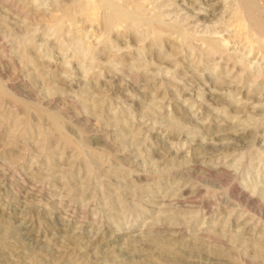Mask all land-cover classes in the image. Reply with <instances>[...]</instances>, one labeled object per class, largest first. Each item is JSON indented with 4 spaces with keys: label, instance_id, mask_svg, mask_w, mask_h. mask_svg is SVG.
Listing matches in <instances>:
<instances>
[{
    "label": "rangeland",
    "instance_id": "374dc122",
    "mask_svg": "<svg viewBox=\"0 0 264 264\" xmlns=\"http://www.w3.org/2000/svg\"><path fill=\"white\" fill-rule=\"evenodd\" d=\"M70 1L0 0V264H264V63L230 0L210 24L137 0L228 27L211 57L144 24L93 48L96 22L41 16Z\"/></svg>",
    "mask_w": 264,
    "mask_h": 264
},
{
    "label": "bare ground",
    "instance_id": "6f19581e",
    "mask_svg": "<svg viewBox=\"0 0 264 264\" xmlns=\"http://www.w3.org/2000/svg\"><path fill=\"white\" fill-rule=\"evenodd\" d=\"M196 1L198 2L197 5H194L193 3H189L190 1L188 3H184L185 2L184 1V2H179L176 4L174 1V2H172V5L174 4L175 8H179L181 10H186V16H185V18H183L185 20H191V21L193 20V21H195V23L196 22L206 23L207 21L209 22V24L214 23V21H212V19L216 18V16L219 14L217 9L223 7L222 3H221L222 1H219V0H195V2ZM144 2H145V0H144ZM144 2L140 3L137 0H72L68 4L64 3L65 5H63L64 7L62 9L58 8L59 10L58 11L55 10L56 12L52 11L49 14H42L41 16L47 22H49L50 24L55 26L54 28H57L59 33L61 31V28H63V26L64 27L67 26L66 24H65L66 26L63 25V21L67 20L69 22V25L73 26V25H75L77 15L84 17L87 21L96 22L100 26V29H101L100 30L101 31V38H100L101 40L98 39V41H96L95 44L93 43L94 44L93 48L94 47L96 48L98 45H100L99 43L102 44V47H107L108 46V40L110 37H112L111 34H113L114 33L113 31H115L114 29L118 28V27H124V29L122 28L123 29L122 32H120L116 29V32L118 31L117 33L120 32V35H123L124 37L128 38L129 41L130 40H136L139 42V39H138L139 37H137V35L133 36L129 33V32H131V30L135 29L133 24H135V25L136 24H138V25L144 24L146 26V30H145L146 34L148 32H151V34L153 32L155 34L159 31H161V32L163 31V33L166 32V34L168 36L176 33L178 38L180 36L182 37V39L181 38L180 39L183 40L185 42V44L188 43V44L195 45L194 42H196L197 44H198V42H200L201 44L204 45L203 52L205 54H208L210 57L214 56L216 54L222 55L223 53H225V49H224V46L222 43H226L228 45V43H230L232 41V40H230V38H232V36H230V38L227 39L226 36L222 35L224 30L229 31L228 27L227 28H225V27L221 28V30H219V31L214 30L215 31L214 33H220V36H215L216 34L214 36L213 35L212 36H200V35L196 36L195 33H191V34L187 33L188 35H185V34L183 35L182 34L183 29H185V28H183L182 26L181 27L183 29L182 28L180 29L178 25H175V26L172 25L169 27H165L163 25H160L159 20H161L160 18L164 14V12L157 11L153 14V16L151 15V18H150L147 15L148 9L145 8L146 3L144 5ZM229 3L230 4L228 7L234 6V9H233V7H231V9H233L232 19H234L233 22H235V24H234L235 27H238V29H239L238 32H241L240 30H243V33H244L243 35H244V38L246 39V42L244 44L248 43L249 44L248 46H252V47L254 46L253 49H255V48L257 49V53L258 54L260 53L262 62L264 63V0H230ZM202 4H205L206 7H202ZM225 4H228V2ZM155 8H156V6L152 7V10H154ZM226 11H227V9H226ZM146 15H147V17H146ZM84 23H86V22H84ZM227 23H225V26ZM52 25H50V26H52ZM169 25H171V24H169ZM230 25L232 26V23ZM230 25H229V27H230ZM94 26H96V25H94ZM232 30H233V28H232ZM234 30L236 31V28ZM125 32H127V33H125ZM161 32H159V33H161ZM76 33H78V31ZM117 33H116V35H117ZM234 34L235 33H233V35ZM140 35H142V34H140ZM157 35L155 34L154 37H157ZM243 35H241V36H243ZM72 36H74V35H72ZM150 36L152 37V35H150ZM81 37H82V35H81ZM120 37H122V36H120ZM71 39H72V37H71ZM110 39H112V38H110ZM119 39H121V38H119ZM119 39L116 37L115 40L120 42ZM161 40L163 42L164 40H166V38H163ZM161 40H160V42H161ZM242 40L244 41V39H242ZM242 40H240V41H242ZM74 41L71 40V42H74ZM157 41H158V39H157ZM150 42H152V41H150ZM164 43L166 44V42H164ZM91 45H89L88 47L91 48ZM152 45L153 44H151V46ZM196 49L200 50L201 48L198 46ZM62 50H63V48H62ZM86 50H88V48ZM93 53H94V55L96 54V52H93ZM102 54H104V53H102ZM90 57H91V55H90ZM95 58H96V56H95ZM230 58L234 59L235 57H234V55L233 56L231 55ZM91 59H92V57H91ZM240 60L241 59H239V61ZM243 61H244L243 65H245L246 62H245V60H243ZM236 66L237 65H236V61H235L233 68H235ZM237 68L239 70V72H238L239 74L244 70V68H242V67H237ZM124 73L127 74L128 76L133 74L132 70L124 71ZM262 76L264 77V72H262ZM250 78H252V77H250ZM257 79H258V75H256L254 77V81H256ZM218 85H220V84H218ZM222 85H220L219 87H221ZM3 92H2V94H4ZM56 118H55V120H56Z\"/></svg>",
    "mask_w": 264,
    "mask_h": 264
}]
</instances>
